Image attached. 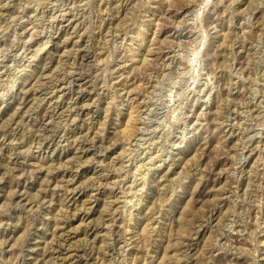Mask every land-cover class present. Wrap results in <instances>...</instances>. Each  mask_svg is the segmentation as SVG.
<instances>
[{"label": "rangeland", "instance_id": "374dc122", "mask_svg": "<svg viewBox=\"0 0 264 264\" xmlns=\"http://www.w3.org/2000/svg\"><path fill=\"white\" fill-rule=\"evenodd\" d=\"M0 264H264V0H0Z\"/></svg>", "mask_w": 264, "mask_h": 264}, {"label": "bare ground", "instance_id": "6f19581e", "mask_svg": "<svg viewBox=\"0 0 264 264\" xmlns=\"http://www.w3.org/2000/svg\"><path fill=\"white\" fill-rule=\"evenodd\" d=\"M43 44V43H42Z\"/></svg>", "mask_w": 264, "mask_h": 264}]
</instances>
